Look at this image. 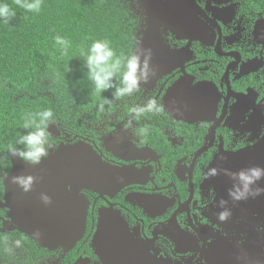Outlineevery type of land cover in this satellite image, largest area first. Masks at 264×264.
<instances>
[{"label": "flooded vegetation", "instance_id": "obj_1", "mask_svg": "<svg viewBox=\"0 0 264 264\" xmlns=\"http://www.w3.org/2000/svg\"><path fill=\"white\" fill-rule=\"evenodd\" d=\"M123 1L134 25L132 50H151L155 75L140 94L117 102L111 115L95 110L77 123L58 122L53 140L54 151L82 142L109 165L130 168V183L120 190H82L89 203L83 239L74 249H44L11 217V165L0 159V264H107L117 256L113 243L120 229L107 233L96 254L92 244L102 212L120 218L123 237L141 258L152 256L160 264L238 262L229 250L248 236L247 228L239 224L242 218L217 219L222 191L205 175L218 156L252 149L264 138V0ZM180 82L189 87L172 102L168 94ZM147 98L163 111L139 120L135 132L125 130L128 110ZM69 190L39 192L27 201L50 214L60 206L59 194H68L66 199ZM41 193L51 204L42 202ZM263 230L256 228L259 238Z\"/></svg>", "mask_w": 264, "mask_h": 264}, {"label": "trees", "instance_id": "obj_2", "mask_svg": "<svg viewBox=\"0 0 264 264\" xmlns=\"http://www.w3.org/2000/svg\"><path fill=\"white\" fill-rule=\"evenodd\" d=\"M17 17L0 23V159L11 156L7 145L15 143L29 112L52 108L55 122L74 123L86 112L98 110L100 100L88 79L81 50L95 40L107 39L117 53L132 50L131 21L121 0H43L39 13L26 12L7 0ZM57 35L71 47L62 55Z\"/></svg>", "mask_w": 264, "mask_h": 264}, {"label": "water", "instance_id": "obj_3", "mask_svg": "<svg viewBox=\"0 0 264 264\" xmlns=\"http://www.w3.org/2000/svg\"><path fill=\"white\" fill-rule=\"evenodd\" d=\"M139 51L143 52L142 49ZM189 87L185 82H180L173 87L168 94L172 102L180 97L184 88ZM204 86H199L200 93ZM188 102V101H187ZM186 103V102H184ZM182 105V102L179 104ZM172 116V114L170 113ZM52 135H59L55 123L50 125ZM112 143L111 146H114ZM12 172L8 175L6 181V198L12 210L11 217L18 225L22 233L27 234L40 247L44 249H74L83 239L86 231V220L88 215V201L80 195L82 190H94L96 192L101 188L120 190L123 186L129 185L133 171L128 167H114L106 163L102 157L90 146L79 142L74 145L68 143L60 144L54 151H51L48 158L44 159L38 165H32L21 160L18 157H12ZM252 166L264 167V138L252 149L238 153L222 154L218 156L212 168L220 169V174L211 181L218 190L221 189V199L228 200V206L232 209L233 221L237 222L242 218L239 224L247 228L248 236L243 238L242 243L232 244L237 246L235 250H229V254L238 256V262L230 264H264V230L261 233L262 238L256 230L257 227L264 229V195L255 198H249L245 201L233 203L228 197V189L232 186L229 176L225 175L224 170L238 172ZM18 175H32L37 178V182L31 192H24L17 184L12 182V177ZM264 187V180L259 182ZM70 187V190H69ZM71 194L66 198L70 200V205H66L65 196L61 195L59 207H55L49 214L39 211L38 204L29 203L28 197H37L39 192H66ZM64 197V198H63ZM67 206V207H66ZM102 221L98 236L93 240V249L96 254L104 244V238H108L107 233L117 227L120 229L119 237L114 235V247L118 248L114 257L108 258L107 264H160L155 257L141 255L131 251V243L123 237L124 228L118 225L121 220L119 217L107 218L106 213L102 212ZM227 239H222L219 245L223 246ZM137 244V243H135ZM75 264H89L87 260L79 259ZM164 264V263H163ZM221 264H227L222 262Z\"/></svg>", "mask_w": 264, "mask_h": 264}, {"label": "clouds", "instance_id": "obj_4", "mask_svg": "<svg viewBox=\"0 0 264 264\" xmlns=\"http://www.w3.org/2000/svg\"><path fill=\"white\" fill-rule=\"evenodd\" d=\"M121 1L128 12L130 25H132L129 26L128 30L133 34L134 25L130 18V9H127L128 7L123 0ZM15 5L24 9L23 11L39 13L43 0H15ZM16 17V9H13L7 0H0V23L9 25ZM55 44L59 46L62 55L68 54L71 43L67 38L57 35ZM81 55L84 57L88 79L94 86V94L100 97L106 91L114 89L111 98L104 96L98 106L99 112L106 115H111L118 108L117 102L140 94L144 86L155 75L151 65L152 53L150 49H145L143 52L133 49L127 54L123 52L118 54L109 40L100 39L95 40L87 50H81ZM162 111L163 107L156 99L147 98L145 102L136 104L128 110L129 115L125 119L123 127L125 130L135 132L139 120L148 116L155 117ZM55 119L52 108L35 113L29 112L24 115L22 128L27 131L20 134L14 144L7 145V152L11 156V172L13 169L12 157H18L32 165H38L49 157L55 147L53 135L49 130L51 124L55 123L57 126ZM2 158L6 159V156ZM220 171L218 168H209L205 179L219 175ZM224 173L232 181V186L228 189V197L234 204L264 195V187L259 184L260 181L264 180V167L252 166L238 172L225 169ZM12 182L27 193L33 190L37 178L32 175H18L12 177ZM40 199L44 204H51L52 202L47 193H41ZM6 200L11 213L9 201L7 198ZM219 207L221 210L216 214L217 219L221 223L230 221L233 213L228 206V200L222 199Z\"/></svg>", "mask_w": 264, "mask_h": 264}]
</instances>
